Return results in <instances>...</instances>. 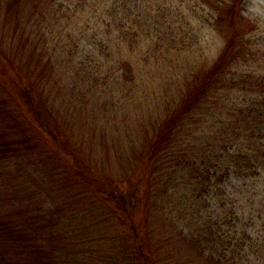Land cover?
Here are the masks:
<instances>
[{"label":"trees","instance_id":"trees-1","mask_svg":"<svg viewBox=\"0 0 264 264\" xmlns=\"http://www.w3.org/2000/svg\"><path fill=\"white\" fill-rule=\"evenodd\" d=\"M210 1L213 3L210 32L222 38L217 56L212 52L201 54L204 53L201 48L190 50V53L179 49L175 28L160 31L168 21L157 16L161 23L157 43L149 47L140 61L126 59L123 62L129 73L123 80V97H128L130 103L133 90L140 88L145 80L150 81L154 73L162 69L161 64H175L176 67L178 61L189 58L191 68L186 73H171L177 83L175 94L159 105L152 102L144 106L141 113L146 114V118L142 119V125L136 123L138 112L130 108L135 116L133 120L128 119L127 128L133 132V137L127 141L131 140L130 143L138 147L127 163L128 178L123 179L131 181V188L124 191L119 185L110 183L112 191L102 198L101 194L107 192L106 183L94 185L97 226L99 229L105 224L108 232L83 240L77 254L72 256L71 252L54 251L53 246L60 244L62 238L52 241L47 230L40 231L43 237H37V244L25 247L24 263L264 264V73L261 71L264 54L257 41L251 38L255 31L240 26L242 22L248 23L239 10L245 0ZM53 2L7 0L4 14L14 12L17 26L27 14L29 3L37 5L31 14L38 13V5H43L48 15ZM117 3L114 1L112 5L114 10L119 6L124 8V1ZM111 14L115 19L111 17L112 24L117 28L110 33L117 30L122 35L125 26L115 24L118 13ZM24 28L27 24L20 28V33H28ZM121 35L113 34L118 54L123 47L117 44ZM135 35H125L123 43L127 47L138 46L144 38ZM106 44L107 48L111 47L109 41ZM37 47L38 42L30 36L15 49L0 38V92H7L3 96L9 97L6 100L11 98L12 73L18 74L22 81L28 74L32 81L29 77L25 81L32 85L34 92L35 68L30 70L26 64L28 60L13 50L26 52L27 48ZM50 49L54 57V46ZM111 52L112 55L116 53ZM60 58L53 60L55 65L50 73L57 67L65 69L76 83L74 88L78 84L82 87L90 84L88 89L79 87L81 99L97 101L101 93V81L96 76L98 69L83 66L73 72L66 66L69 63L62 65ZM6 60L10 69L5 65ZM119 82L113 80L110 88L112 101L116 99L113 89ZM27 89L24 91L30 99ZM45 107L48 108L45 114L53 115V105ZM152 123L153 130L150 129ZM138 133L140 137L133 140ZM52 135L54 142L64 145ZM80 175L81 178L86 176L82 172ZM94 180L100 181V178ZM80 184L90 185L91 181L83 180ZM38 222L9 226L12 232L9 235L17 236L24 229L32 237L39 227L36 226ZM41 252L45 253L41 254L44 257L31 258Z\"/></svg>","mask_w":264,"mask_h":264},{"label":"rangeland","instance_id":"rangeland-1","mask_svg":"<svg viewBox=\"0 0 264 264\" xmlns=\"http://www.w3.org/2000/svg\"><path fill=\"white\" fill-rule=\"evenodd\" d=\"M6 1L0 2V38L12 49L27 42V36L39 44L36 49L27 48L26 52L13 50L28 60L26 64L30 70L35 68L34 92L32 85L25 81L28 74L22 81L15 73H12L14 84L9 87L11 98L6 100L9 97L3 96L7 92H0V264H28L22 259L27 258L25 247L37 244V237H43L40 231L47 230L52 241L62 238L60 244L53 246L54 251L71 252L72 256L77 254L83 240L108 232L105 224L99 229L97 226L94 185L106 183L107 192L101 194L102 198L112 191L110 183L119 185L124 191L131 188V181L123 179L128 178L127 163L138 147L130 143L131 140L127 141L133 137V132L127 128L128 119L133 120L135 116L130 108L138 112L136 123L142 125V119L146 118V114L141 113L144 106L152 102L159 105L175 94L177 83L171 73H186L191 68L189 58L178 61L176 67L163 63L160 65L162 71H157L150 81L145 80L140 88L133 90L132 103L128 97H123V80L129 77L123 62L141 60L149 47L157 43L159 18L168 21L160 31L175 28L177 47L188 53L201 48L204 52L201 54L212 52L217 56L222 38L210 32L213 11L210 0H54L48 15L43 5H38V13L31 14L37 5L29 3L27 14L17 26L14 12L4 14ZM114 1H118L117 4L124 1V8L119 6L114 10ZM96 3L99 6H95ZM239 10L250 23L242 22L240 26L255 31L251 38L257 41L264 54V0H245ZM113 11L118 13L115 24L125 26L122 35L117 30L112 32L115 36L121 35L117 44L123 47L118 50L119 54L114 49L115 37L110 33L115 27L111 20V17L115 20ZM26 24L24 29L28 33L21 32L22 37L20 28ZM127 34L144 39L138 46L127 47L123 43ZM107 41L111 44L109 48ZM53 46L54 57L50 49ZM111 51L116 52L114 56ZM109 53L112 56H108ZM57 58L62 65L69 63L66 66L73 72L83 66L98 69V74L95 73L101 81L98 102L94 98L81 99L79 87L82 85L74 88L76 83L65 69L57 67L50 73L55 65L53 60ZM5 65L10 69L8 60ZM261 71L264 73V59ZM113 80L120 81L113 89L116 91L114 101L110 99ZM88 85L82 88L88 89ZM25 88H28L30 99ZM40 97H43L41 101ZM51 105L53 115L45 114L48 110L45 106ZM52 134L64 145L54 142ZM139 137L140 133L133 140ZM80 172L86 176L81 178ZM96 177L100 181L94 180ZM83 180L91 184L81 186ZM34 220H39L36 223L39 227L32 237L24 229L17 236L9 235L12 233L9 226ZM88 245L91 248L92 245ZM41 254L45 253L31 258L44 257ZM75 263L70 261V264Z\"/></svg>","mask_w":264,"mask_h":264}]
</instances>
